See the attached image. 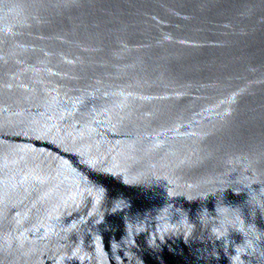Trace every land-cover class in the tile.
I'll use <instances>...</instances> for the list:
<instances>
[{
  "label": "water",
  "instance_id": "water-1",
  "mask_svg": "<svg viewBox=\"0 0 264 264\" xmlns=\"http://www.w3.org/2000/svg\"><path fill=\"white\" fill-rule=\"evenodd\" d=\"M257 203L264 0H0V264H264Z\"/></svg>",
  "mask_w": 264,
  "mask_h": 264
},
{
  "label": "clouds",
  "instance_id": "clouds-1",
  "mask_svg": "<svg viewBox=\"0 0 264 264\" xmlns=\"http://www.w3.org/2000/svg\"><path fill=\"white\" fill-rule=\"evenodd\" d=\"M251 198L255 200L256 199L255 194H253ZM257 204L260 205L259 203H257ZM205 211H207V210H205ZM229 224H230V221H228L226 218H224L223 214H221V226H222V228L228 227ZM240 233L243 235L245 243H248L249 239H257L258 238L255 234L253 235V237H249L244 231H240Z\"/></svg>",
  "mask_w": 264,
  "mask_h": 264
},
{
  "label": "snow or ice",
  "instance_id": "snow-or-ice-1",
  "mask_svg": "<svg viewBox=\"0 0 264 264\" xmlns=\"http://www.w3.org/2000/svg\"><path fill=\"white\" fill-rule=\"evenodd\" d=\"M117 207H119V205H117ZM261 207H264V205H261Z\"/></svg>",
  "mask_w": 264,
  "mask_h": 264
}]
</instances>
